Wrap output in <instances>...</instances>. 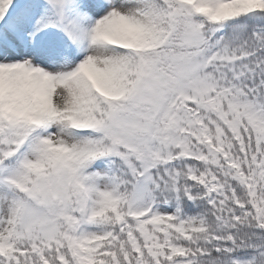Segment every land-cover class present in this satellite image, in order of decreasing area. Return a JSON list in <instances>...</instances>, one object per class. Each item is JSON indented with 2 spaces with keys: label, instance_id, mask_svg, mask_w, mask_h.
Segmentation results:
<instances>
[{
  "label": "snow or ice",
  "instance_id": "obj_1",
  "mask_svg": "<svg viewBox=\"0 0 264 264\" xmlns=\"http://www.w3.org/2000/svg\"><path fill=\"white\" fill-rule=\"evenodd\" d=\"M0 264H264V0H0Z\"/></svg>",
  "mask_w": 264,
  "mask_h": 264
}]
</instances>
